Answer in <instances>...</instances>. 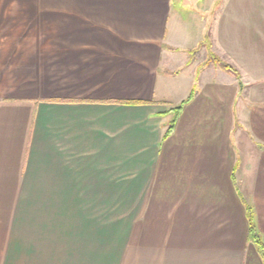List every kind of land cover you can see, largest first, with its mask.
<instances>
[{
	"label": "crops",
	"instance_id": "0c3cea01",
	"mask_svg": "<svg viewBox=\"0 0 264 264\" xmlns=\"http://www.w3.org/2000/svg\"><path fill=\"white\" fill-rule=\"evenodd\" d=\"M0 264H264V0H0Z\"/></svg>",
	"mask_w": 264,
	"mask_h": 264
},
{
	"label": "trees",
	"instance_id": "16d2710c",
	"mask_svg": "<svg viewBox=\"0 0 264 264\" xmlns=\"http://www.w3.org/2000/svg\"><path fill=\"white\" fill-rule=\"evenodd\" d=\"M206 43L204 42L203 45H205ZM211 62V61H214L216 62L217 65H219L220 67L224 68L225 70L227 71H230L232 73H234L235 75L237 76H240V73L239 71L231 64L225 62V61H222L221 59H219L218 57H216L215 55L211 54L210 56V59L208 60V62ZM128 103H132V104H139V103H143L141 101H130ZM182 106H179L176 108V113H175V116L174 118L171 120L170 124H169V127L164 135V138L165 137H168L172 132H173V129L175 127V123H176V120H177V115H178V112L179 110L181 109ZM250 238L253 242H255L258 246H262V241L261 239L259 238L258 234L256 233L254 227L252 226L251 229H250Z\"/></svg>",
	"mask_w": 264,
	"mask_h": 264
},
{
	"label": "rangeland",
	"instance_id": "374dc122",
	"mask_svg": "<svg viewBox=\"0 0 264 264\" xmlns=\"http://www.w3.org/2000/svg\"><path fill=\"white\" fill-rule=\"evenodd\" d=\"M206 43L209 45L208 47L211 50V52L213 53L212 48H211V43L208 42V39H207Z\"/></svg>",
	"mask_w": 264,
	"mask_h": 264
}]
</instances>
